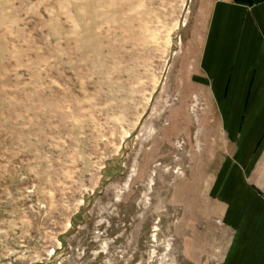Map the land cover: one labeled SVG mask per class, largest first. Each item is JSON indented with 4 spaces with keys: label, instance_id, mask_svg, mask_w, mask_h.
Here are the masks:
<instances>
[{
    "label": "rangeland",
    "instance_id": "obj_1",
    "mask_svg": "<svg viewBox=\"0 0 264 264\" xmlns=\"http://www.w3.org/2000/svg\"><path fill=\"white\" fill-rule=\"evenodd\" d=\"M202 2L0 0V264H264Z\"/></svg>",
    "mask_w": 264,
    "mask_h": 264
},
{
    "label": "crops",
    "instance_id": "obj_2",
    "mask_svg": "<svg viewBox=\"0 0 264 264\" xmlns=\"http://www.w3.org/2000/svg\"><path fill=\"white\" fill-rule=\"evenodd\" d=\"M203 1L207 17L200 67L209 83L220 86V99L237 102L235 112H224L236 147L218 192L237 196L238 240L244 247L240 254L245 260L263 262L264 0ZM226 174L232 175L230 182Z\"/></svg>",
    "mask_w": 264,
    "mask_h": 264
},
{
    "label": "trees",
    "instance_id": "obj_3",
    "mask_svg": "<svg viewBox=\"0 0 264 264\" xmlns=\"http://www.w3.org/2000/svg\"><path fill=\"white\" fill-rule=\"evenodd\" d=\"M236 1H242V2L247 3V4H252L255 2L262 1V0H236Z\"/></svg>",
    "mask_w": 264,
    "mask_h": 264
}]
</instances>
